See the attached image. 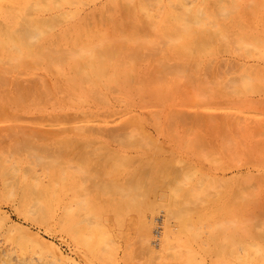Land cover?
Listing matches in <instances>:
<instances>
[{
  "label": "rangeland",
  "instance_id": "obj_1",
  "mask_svg": "<svg viewBox=\"0 0 264 264\" xmlns=\"http://www.w3.org/2000/svg\"><path fill=\"white\" fill-rule=\"evenodd\" d=\"M170 1H146L147 12L152 15L153 21H161L154 24L150 21L152 17L149 18V33L150 30H155L154 32L165 37V40L154 32L151 37L147 26L145 41L148 42L149 34L151 42L155 39L153 44L156 41L159 43L160 39L167 43L163 47L162 43H159V47L156 42L157 46L149 47L154 53L159 52V48L160 55L156 53L157 56L153 57L154 53L151 54L147 50L145 60L130 65L134 77L143 80L145 86L161 89L162 95L158 102L152 103L149 98L142 102L144 100L135 92L116 90L118 86H114V90L109 93H103L102 99L85 93H73L74 97L59 93L60 88L75 87L71 83L77 81L75 74L78 71L87 72L91 69L93 62H88L87 59L60 62L64 63L61 67L43 65L30 69V66H21L19 72L17 71L19 75L8 74L9 80L16 81L19 86L22 84L21 87L30 80L25 89L32 88L33 85H29L36 81L34 85L38 88H34L38 90V95L34 96L37 103L25 99L23 106L17 107L9 101L5 108L0 109V264H264V258H261L264 255V5L259 8L264 0H172V4ZM179 1L182 2L181 5ZM74 2L51 5L54 9L51 11L33 10L32 15L38 19L44 18V21H47L55 17L62 20L57 21L54 26L46 22L50 27L45 25V22L41 23L46 26L42 27L44 33L33 37L31 41H35L39 46L43 44L45 51H66L72 50V47L74 50H91L90 46L94 47L93 49L97 47L95 50L99 51L102 46L101 49H105L106 43L113 39L120 43L115 47V43H111L108 47H114V50L122 48L123 38H120L119 29L123 27L118 24L120 28L116 29L118 26L115 21L109 19V15L117 14L124 5H137L139 0ZM233 2L236 6L232 5ZM0 3L5 4L6 10L9 11L6 15L0 7V21L7 22L0 25L4 26V31L0 30L5 33L9 30L12 35L16 34L10 40L17 42L18 33L22 30L14 25L15 15L19 12V2L0 0ZM153 5H156L155 8ZM110 8H114L111 13ZM63 12L67 15L65 19L60 17ZM218 12L220 16L223 13L221 17H218ZM155 15L158 17L154 20ZM157 25L160 28H157ZM197 25L199 28L202 26L200 29L203 33H198L197 36V32L202 30L196 31L185 39L188 42L200 40L204 43L216 39L217 47L214 46L212 52L202 53L201 56L203 59L205 57L206 61L193 68L194 65L189 62L179 63L171 59V44L178 40L172 42L169 37L172 40L177 38L176 30L178 32L182 29V32H179L182 34L184 26H195L197 30ZM209 30L212 34L220 35L210 38L212 34ZM167 33L169 35H166ZM2 34L1 40H4L12 52L16 42L8 40L9 37ZM196 37H200L199 40ZM22 38L26 39L28 36ZM105 38L107 41L103 42ZM100 39L102 43L98 47ZM150 41L148 43L151 45ZM221 41L230 43L226 45H230L229 48L225 50V47H222L225 44ZM31 43L33 45V42ZM231 44L237 45L239 49ZM118 45L120 47H117ZM31 46L20 47L24 56L28 55L25 48L32 49ZM247 46L254 50L248 49ZM138 47L139 44L135 43L130 48ZM154 47H157V50ZM188 47L195 48L192 45ZM196 51L198 50L193 52ZM158 57L165 58L167 63L178 68L177 71L181 74L187 75L190 65L193 72L189 75L195 74L194 77L202 88L198 89V85L197 88L194 77L181 75L178 78L183 76L179 80L180 83L177 81L178 85L175 84L177 89H174L171 83V88L167 90L169 86L166 82L173 78L176 70L168 72L170 75L167 74L168 78H164L160 85L151 87L152 74L157 73L154 71L157 66L155 59ZM174 63L187 66L184 69ZM116 64L118 71L126 69V64L122 61ZM5 66V69L14 71L12 67ZM81 66L85 68L80 70ZM179 68L184 69L183 73ZM188 80H191V83ZM228 80L230 84L226 86L230 85L229 89L223 86ZM237 80L243 85H235ZM182 81L183 84L187 83L186 81L189 83L183 85ZM192 82L195 88L190 85ZM79 84L83 86L82 82ZM189 88L192 90H188ZM6 89L7 100L17 93L12 86ZM45 89L53 90L49 101L47 96L43 97L42 93H48ZM194 89H197V93ZM203 90L204 93L207 91L209 100L203 97ZM192 93L196 99L191 96ZM173 113H178L176 116L179 117L174 116V119ZM185 114L190 119L186 118ZM1 117L5 119L1 120ZM183 119H187L190 124ZM181 122H184V125ZM94 128H97L99 133ZM102 128L103 130H100ZM113 133L114 141L109 137ZM119 134L124 136L123 140L122 137L115 138L119 137ZM132 138L134 140H131ZM117 139L121 143H118ZM127 141L131 144L124 145ZM146 145L149 147L144 149ZM116 155L121 158L118 159ZM127 156L130 161L126 159L125 163L119 166L120 160ZM155 163L165 164L172 171L175 168L173 166H176L174 172H181L182 181L174 182L171 188L162 184L165 189L158 188L159 194L153 192L154 196L151 195L149 200L142 195L146 192L143 187L141 195L134 192L135 196L134 193L127 197L121 194L112 196L111 187L105 182L103 184L101 174L97 173V170L103 167L114 170V166L120 172H132L146 164L147 169L151 170ZM112 164L115 165L110 167ZM124 164L128 165L127 168ZM183 176H187L185 181ZM177 184L191 190L192 200L181 201L175 205L176 208L171 205L174 201L168 200L173 202L166 206L165 198H174ZM102 185L107 187L102 190ZM42 189L45 197L41 194ZM166 189H170L171 193ZM136 197L142 198L145 204L142 206L139 202V205ZM133 198L135 201L130 202ZM194 202L196 206L192 205ZM173 208L177 210L172 211L175 214L171 213ZM168 234L171 242L164 245L163 241ZM146 242L147 244H144Z\"/></svg>",
  "mask_w": 264,
  "mask_h": 264
},
{
  "label": "bare ground",
  "instance_id": "obj_2",
  "mask_svg": "<svg viewBox=\"0 0 264 264\" xmlns=\"http://www.w3.org/2000/svg\"><path fill=\"white\" fill-rule=\"evenodd\" d=\"M74 1H77V0H46V2H45V0H18V2H19V12L15 15V23H14V25H16L17 26V28H19V30L20 29H22V30H20L19 31V37H18V39H19V41L17 40V42H16V40H15V42H14V40H13V42L17 45H15V47L13 48V51L11 52L7 47V45L4 43V40L2 41L1 40V38H0V109H3V108H5V105H6V103L7 102H9V101H11V103L13 104V105H15V106H17V107H20L21 105H22V103H23V101L25 100V99H27V100H29V101H32V102H36L35 100V98H34V96H35V94H37L38 93V90L36 89V88H38V87H36L35 85H36V81L32 84V82H31V85H29V86H32V88L31 87H29L30 89H25L24 87H28V82L30 81H26L25 80V82H27V86L25 85H23L22 87H21V85L22 84H20V82L18 83V84H20V86L19 85H17V83H16V81L15 82H13V81H10L9 80V77H8V74H16V73H18L19 71H18V69L21 67V66H30V69L32 68V69H36L37 67H40V66H43V65H50L51 67L52 66H55V65H57V66H60L61 64H64V63H60V62H67L68 63V61H77V60H79V59H87V60H89L88 62H91L90 60H92V62H93V64H92V66H91V69H89L88 71H87V69H86V71L87 72H81V71H78L75 75L77 76V81H74L75 83H71V84H74V86L75 87H68L67 89L66 88H60L59 89V93H64V94H68L69 96H75V95H73V93H75V94H80V93H85L86 95H88V96H92V97H95V98H97V99H102V97L101 96H103L102 94L103 93H109V92H111V91H113L114 89H112V88H114V86H118V89H116V90H121V91H127V92H135L136 93V95L140 98V99H142V100H144V101H142V102H145V100H146V98H149L151 101H152V103H154V102H158L159 101V99H160V97H161V95L162 94H160V90H159V88H157L156 86H158V85H160V83L162 82V80L164 79V80H166L167 78H168V75H170L168 72H172V70L174 71V70H176V72H174L173 74V78L172 79H170L169 81H167L166 83H168V88H167V90H169L170 88H171V83H173V85H174V89L176 88L177 89V87H176V85H178V84H176L177 83V81L179 82V80L183 77H181L180 79H178L181 75H186V73L185 74H181V72L179 73L178 71H177V69L178 68H175L174 67V65L172 66V65H170L169 63H167V60L165 59V58H163V59H161L162 57H158L157 59H155V61L157 60V66H155L156 67V69H155V71H154V73L157 71V73L154 75V74H152V81H151V87L152 86H155L156 88H150V87H147V86H145L144 84H143V80H139V78L138 77H134V73H133V71H132V69H131V66L130 65H132V63L133 62H135V63H138V62H142L143 60H145V57H146V55H147V53L145 54V52L148 50V52H151V51H153V50H151L150 51V46H155L156 45V42L153 44V42H154V40L155 39H153V41L151 42L149 39H150V37H149V34H150V36H151V33H153L155 30H153V32H152V30H150L151 32L149 33V27H150V22L148 23V19L149 18H151L152 17V15L150 14L149 15V13L147 12V6H146V1L148 2V0H146L145 1V3H144V0H139V3H137V5H133L132 6V4H130L129 6H126L125 7V5H124V8H122L121 7V11L120 12H118L117 14H115V15H113V14H111V15H109V16H111V18H109V19H111L112 21H115V23L117 24V28L116 29H118V28H120L121 26L123 27L122 29H119V30H117V31H119L120 33H121V41H122V43H123V45H122V48L118 45L117 47H120V49H118V48H115V50H114V47H115V45H117V44H119L120 43V41H119V43H117L114 39V41L112 42L111 40V42L109 43L108 42V44L106 43V46H105V49H99V51H96L95 49H97V47H95V49H93V48H91V46L89 47L91 50H82V49H76V50H74L73 48L74 47H72V50H68L67 48H65V49H67L66 51H58V50H55V51H45L44 49V47H42L43 46V44H42V46H39V45H37L36 44V42L35 41H31L32 40V38L34 37H37L38 35H41L42 33H44L43 31H44V29L42 28V27H44L46 24L47 25H55V24H57L56 22L58 21V22H60V20H62V19H57V18H55V17H53L52 19L50 18V19H45V20H47V21H44V18H42V19H38V18H36V17H34V14L32 15V12H33V10H43V11H51V10H54V9H52L51 8V5H63V4H60L59 2H62V3H65V4H72ZM136 1V0H135ZM186 1H188V0H186ZM193 1H195V0H193ZM220 1H222V0H219V2ZM128 2V1H127ZM154 2V1H153ZM159 1H157V3H158ZM169 2V1H168ZM172 2V0L170 1V3ZM179 2H181V1H179ZM192 2V1H191ZM252 2H254V1H252ZM76 2H74V4H75ZM80 3V2H79ZM121 3V2H120ZM132 3V2H131ZM169 3V4H170ZM172 3H174V2H172ZM171 3V4H172ZM176 3V2H175ZM184 3V2H183ZM187 3V2H186ZM189 3H190V1H189ZM204 3V2H203ZM259 3H260V1H259ZM46 4H49V6H47ZM119 4V3H118ZM126 4V3H125ZM150 4V3H149ZM152 4V3H151ZM156 4V3H155ZM168 4V5H169ZM170 4V5H171ZM177 4H179V3H177ZM182 4V2L180 3V5ZM188 4V3H187ZM228 4V3H227ZM234 4V2L232 3V5ZM237 4H238V2H237ZM254 4V3H253ZM120 5V4H119ZM169 5V6H170ZM174 5L175 4H173L172 6H173V9L175 8L174 7ZM235 5V4H234ZM255 5V4H254ZM264 5V3H260V7L259 8H261L262 6ZM120 6H122V5H120ZM156 6V5H155ZM155 6L153 5V7L155 8ZM183 6V5H182ZM185 6V5H184ZM236 6V5H235ZM0 7L3 9V12L7 15L8 13H9V11H7L6 10V5L5 4H2V3H0ZM60 7V6H59ZM111 7V6H110ZM149 7V6H148ZM186 7V6H185ZM219 7H220V4H219ZM223 7V6H222ZM258 7V6H257ZM149 8H151V7H149ZM154 8H151V9H153L154 10ZM183 8V7H182ZM224 8V7H223ZM235 7H233V9H234ZM111 9H114V8H110V13H111ZM123 9V10H122ZM126 9V10H125ZM150 9V10H151ZM165 9H166V7H165ZM189 9V8H188ZM220 9V11L222 10V8H219ZM225 9V8H224ZM228 9V8H227ZM232 9V10H233ZM109 10V9H108ZM171 10V9H170ZM184 10V9H183ZM187 10V9H186ZM218 10V9H217ZM231 10V12H233ZM57 11V10H56ZM103 12H104V10H102ZM149 11V10H148ZM169 11V10H168ZM174 11V10H173ZM172 11V12H173ZM198 11H199V9H198ZM201 11V10H200ZM219 11V10H218ZM223 11V10H222ZM227 11V10H226ZM257 11H258V8H257ZM256 11V12H257ZM59 12V11H58ZM147 12V13H146ZM160 12H161V10H160ZM165 12H166V10H165ZM105 13V12H104ZM234 13V12H233ZM145 14L147 15V17H145ZM217 14V13H216ZM220 13L218 12V17L220 16L219 15ZM223 14V13H222ZM222 14H221V16H222ZM229 14H230V12H229ZM58 15V14H57ZM113 15V16H112ZM149 15V16H148ZM172 15V14H171ZM174 15H175V13H174ZM178 15H180V14H178ZM249 15V14H248ZM66 12H63L62 14H61V18H63V19H65L66 18ZM69 16V15H68ZM156 16V18H154V20L155 19H157V15H155ZM176 16V15H175ZM186 16H187V13H186ZM200 16V15H199ZM215 16H217V15H215ZM220 16V17H221ZM79 17V16H78ZM105 17V16H104ZM171 17V16H170ZM162 18V17H161ZM201 18V17H200ZM225 18V17H224ZM84 19V18H83ZM107 19V18H106ZM147 19V20H146ZM152 20H150V21H153V17L151 18ZM160 19V18H159ZM191 19V18H190ZM189 19V20H190ZM215 19V18H214ZM213 19V20H214ZM87 20H90V19H87ZM87 20H85V21H87ZM161 20H163V18L161 19ZM194 20V19H193ZM3 21H6V20H3ZM3 21H0V25H2V23H4V24H6L7 22H3ZM79 21V20H78ZM110 21V20H109ZM164 21V20H163ZM177 21V20H176ZM191 21V20H190ZM44 22H45V25H42L41 23H43L44 24ZM46 22H48V23H46ZM91 22V21H90ZM90 22H89V24H90ZM105 22V21H104ZM154 22V24H158V23H161V21L159 20V21H157L156 20V22L155 21H153ZM82 23V22H81ZM86 23V22H85ZM148 23V24H147ZM178 23V22H177ZM40 24H41V27H40ZM120 25V27H119V25ZM147 24V25H146ZM195 24V23H194ZM198 24V23H197ZM50 25H49V27H50ZM87 25V24H86ZM163 25H165V24H163ZM168 25V24H167ZM166 25V26H167ZM199 25V24H198ZM198 25H197V28L198 29H200L199 27H198ZM52 26V27H53ZM148 26V27H147ZM196 26V25H195ZM182 27V28H184L185 30H184V32L182 33V34H180L182 31V29H179L178 30V32H177V27H176V35H177V33H178V35L180 34V37L177 35V38L175 37H173L174 39L172 40V38L171 37H169L170 38V41H175V39H177L178 41H176V42H174L173 44H171L173 47H172V53H173V55H172V57H171V59H173V60H176L177 62H179V63H184V62H189L190 64H192V65H194V67L193 68H195V66H199V65H201V64H203L204 63V61H206V59H205V57H204V59H203V57L201 56V54L202 53H206V52H212L213 51V48H214V46L215 47H217L216 45V43H217V40L215 41L214 39H210V38H212L213 37V35H215V36H217L218 37V35H220V34H218V35H216V33L215 34H212L213 32L211 31V30H209V31H211V33L210 34H212V35H210V40H214L215 41V44H214V41L212 42V41H210V42H208L207 41V43H204V42H200V40L198 39V38H200V37H196V39L197 40H199V41H193V42H188L185 38L188 36V35H190V34H192L193 35V33L195 32L196 33V31H201L202 29H200V30H196L195 28L196 27ZM71 27V26H70ZM146 27H147V30H148V37H147V39H148V42L150 41L151 42V45H150V43H148L147 41H145V35H146V32H147V30H146ZM157 28H160V26L159 25H157L156 26ZM4 29V26H0V29ZM41 28V29H40ZM45 28H46V26H45ZM55 28H56V26H55ZM82 28V27H81ZM152 28V27H151ZM150 28V29H151ZM168 28V27H167ZM178 28H179V26H178ZM2 29V30H3ZM93 29V28H92ZM91 29V30H92ZM48 30H50V29H48ZM85 30H87V29H85ZM4 31V30H3ZM52 31V30H51ZM95 31V30H94ZM10 31L8 30L6 33L5 32H1V30H0V35H1V33H3L2 35L3 36H5V35H7L8 37H9V39L8 40H10L11 38H13L15 35H12L11 34V32L9 33ZM17 32V31H16ZM15 32V33H16ZM167 32V31H166ZM165 32V33H166ZM169 32H170V30H169ZM180 32V33H179ZM207 32H208V30H207ZM46 33H48V31L46 32ZM69 33V32H68ZM89 34H90V32H88ZM88 33H87V35H88ZM98 33V32H97ZM154 33H156V32H154ZM159 33V32H158ZM172 33H174V32H172ZM185 33V34H184ZM198 33H203V30H202V32H197V34ZM205 33V32H204ZM69 34H71V33H69ZM83 34V33H82ZM102 34V33H101ZM105 34V33H104ZM160 34H162V32H160ZM184 34V35H183ZM196 34V35H197ZM59 35H60V33H59ZM75 35V34H74ZM78 35V34H77ZM76 35V36H77ZM107 35V34H106ZM111 35V34H110ZM115 35V34H114ZM155 35H157V33L155 34ZM159 35V34H158ZM157 35V36H158ZM166 35H169L168 33L166 34ZM172 35H175V34H172ZM24 36H28V38H22V37H24ZM82 36V35H81ZM84 36H85V34H84ZM88 36H90V35H88ZM93 36V35H92ZM101 36V35H100ZM99 35H98V37H100ZM160 36V35H159ZM197 36H199V34L197 35ZM205 36V35H204ZM1 37V36H0ZM70 37V36H69ZM68 37V38H69ZM97 37V39H99ZM101 37H103V36H101ZM109 37V36H108ZM117 37H118V35H117ZM152 37V36H151ZM190 37H191V35H190ZM223 37V36H222ZM227 38L229 37V36H226ZM16 39H17V36L15 37ZM58 38H59V36H58ZM81 38H84V37H81ZM106 38H107V36H106ZM105 38V40H103V42H106L107 41V39ZM158 38V37H157ZM159 38H164V40H165V37H162V35L159 37ZM74 39V38H73ZM95 39V38H94ZM93 39V40H94ZM167 39V38H166ZM12 40H10V41H12ZM28 40V41H27ZM39 40V39H38ZM37 40V41H38ZM72 40V39H71ZM71 40H70V43H72L71 42ZM84 40V39H83ZM109 40V39H108ZM118 40H120V39H118ZM222 40V39H221ZM224 40V39H223ZM232 40V39H231ZM230 40V41H231ZM75 41V40H74ZM100 41H101V39H100ZM100 41H98V42H100ZM163 41V40H162ZM161 41V39H160V41H159V43L162 45V47L163 46H165V43H167V42H165V43H163ZM206 41V40H205ZM219 41H220V37H219ZM225 41V40H224ZM224 41H221L222 42V44H225V43H223ZM227 41H228V39H227ZM229 41V42H230ZM256 41V40H255ZM18 42H20L22 45H20ZM27 42H30V44H27ZM31 42H33V45H32V43ZM53 42H55V41H53ZM58 42V41H57ZM81 42V41H80ZM95 42V41H94ZM169 42V41H168ZM237 42V41H236ZM235 42V43H236ZM10 43V42H9ZM61 43V42H60ZM90 43V42H89ZM97 43V42H96ZM101 43H102V41L99 43V45H98V47L101 45ZM111 43L112 44H114L113 46H111V47H113V49L112 48H109L108 47V45L110 46L111 45ZM135 43H138L139 44V47L138 48H130V47H132V44H135ZM159 43L157 42V44L159 45ZM233 43V42H232ZM242 43V42H241ZM247 44L248 42H244V44ZM13 44V43H12ZM63 44V43H62ZM227 44H230V43H228L227 42ZM227 44H225V46H222L221 45V43H220V45L222 46V47H225V50L227 49V47L229 48V46L230 45H228L227 47H226V45ZM14 45V44H13ZM32 45V46H31ZM51 45V44H50ZM93 45V44H92ZM96 45V44H95ZM194 46L195 48H192V47H188V46ZM232 45V47H235L236 46V48L237 49H239V47H237V45H235L234 46V44H231ZM252 45H253V43H252ZM26 46H31V47H33L32 49H26L25 48V51H26V53L28 54L27 56H24L23 55V51L21 50V48L20 47H26ZM47 46V45H46ZM60 46V45H59ZM62 46V45H61ZM89 46V45H88ZM157 46V45H156ZM254 46H255V44H254ZM159 47H160V45H159ZM242 47H244V46H242ZM248 47V46H247ZM250 47V46H249ZM248 47V49H251V48H249ZM47 48V47H46ZM51 48V47H50ZM83 48V47H82ZM149 48V49H148ZM63 49V48H62ZM118 49V50H117ZM152 49V48H151ZM154 49L155 50H157V47L155 48L154 47ZM246 49V48H245ZM46 50H48V49H46ZM94 50V51H93ZM195 50H198V51H196L195 53L193 52V51H195ZM215 50V49H214ZM247 50V49H246ZM251 50H254V49H251ZM157 51H159L160 52V50H159V48H158V50ZM162 51V50H161ZM221 51H222V48H221ZM259 51V50H258ZM257 51V52H258ZM155 52V51H154ZM154 52H151V54H153ZM159 52H156L157 54H159L160 55V53ZM240 52V51H239ZM260 52V51H259ZM156 53H154V55H153V57H155V56H157V54ZM162 53V52H161ZM194 53V54H193ZM247 53V52H246ZM149 54V53H148ZM150 55V54H149ZM158 55V56H159ZM168 55V54H167ZM250 56V55H249ZM153 59V58H152ZM210 59V58H209ZM154 60V59H153ZM153 60H152V62H153ZM123 62V63H125L126 64V69L124 70V71H118V69H117V64L116 63H118V62ZM166 61V62H165ZM169 61H171V60H169ZM168 61V62H169ZM81 63V62H80ZM211 63V62H210ZM86 64V63H85ZM175 65H177L176 63H174ZM223 65H224V63H222ZM5 65H7V66H10V67H12L13 69H14V71L13 70H11V69H5ZM82 65H83V63H82ZM143 65V64H142ZM181 65V66H180ZM180 65H177V67H181L182 68V66H183V68L184 67H186L187 65H182V64H180ZM210 65V64H209ZM222 65V66H223ZM64 66V65H63ZM74 66V65H73ZM86 66H87V64H86ZM124 66V65H123ZM190 66V65H189ZM188 66V70L190 69V72H193V71H191L192 70V67L190 68ZM61 67V66H60ZM83 66H81V68H80V70H82V69H84V68H82ZM212 67V66H211ZM224 67V66H223ZM29 68V67H28ZM63 68V67H62ZM133 68H135V66L133 67ZM136 68H137V66H136ZM173 68H175V69H173ZM181 68H179V70L181 69ZM49 69H50V67H49ZM68 69H70V68H68ZM75 69V68H74ZM185 69V68H184ZM184 69L183 70H180V71H182V73H183V71H184ZM210 69V68H209ZM208 69V70H209ZM228 70H229V65H228V68H227ZM16 70V71H15ZM51 70V69H50ZM64 70V69H63ZM227 70V71H228ZM18 71V72H17ZM22 71V70H21ZM20 71V72H21ZM76 71V70H75ZM136 71H137V69H136ZM215 71V70H214ZM219 71V70H218ZM232 71V70H231ZM22 72H24V70L22 71ZM53 72V71H52ZM58 72V71H57ZM190 72H188V74L186 75L187 76V78L189 77V76H192V77H194V75L195 74H193V75H189L190 74ZM58 73H61V72H58ZM64 73V72H63ZM62 73V74H63ZM179 73V74H178ZM222 73V72H221ZM228 73V72H227ZM229 73H230V71H229ZM65 74V73H64ZM138 74V73H137ZM163 74H168L167 76L165 75H163ZM192 74V73H191ZM18 75H19V73H18ZM61 75V74H60ZM218 75V74H217ZM2 76V77H1ZM3 76H6V77H4V78H6V79H4L3 78ZM75 76V77H76ZM138 76H139V74H138ZM154 76V77H153ZM172 76V75H171ZM244 76V75H243ZM145 78V77H144ZM186 78V77H185ZM191 78V77H190ZM189 78V79H190ZM194 80L193 81H195L196 80V78L194 77L193 78ZM17 80V79H16ZM37 80V79H36ZM64 80V79H63ZM163 80V81H164ZM205 80V79H204ZM231 80V79H230ZM238 80H239V78H238ZM237 80V84L235 83V85H240V86H242L241 85V83L239 82ZM255 80H258V79H256L255 78ZM46 81V80H45ZM184 81V80H183ZM183 81H182V84H183ZM189 81V80H188ZM188 81H186L187 83H191V80L188 82ZM198 80H196V86L198 85V84H200V83H198L197 82ZM232 81V80H231ZM250 81V80H249ZM261 81V80H260ZM264 81V80H263ZM65 82V81H64ZM80 82H82L83 83V86L82 85H80L79 83ZM207 82V81H206ZM232 82H234V81H232ZM236 82V81H235ZM252 82H254V80H252ZM262 82V81H261ZM145 83H146V85H147V81H145ZM180 83V82H179ZM185 83V82H184ZM187 83H185V84H187ZM218 83V82H217ZM220 83V82H219ZM218 83V84H219ZM228 83H229V80H228V82L224 85L223 84V86H225V88H231L230 87V85H229V87L228 86H226V85H228ZM258 83V82H257ZM35 84V85H34ZM38 84V83H37ZM176 84V85H175ZM185 84H183V85H185ZM217 84V85H218ZM230 84V83H229ZM245 84V83H244ZM39 85V84H38ZM62 85V84H61ZM190 85H192L194 88L196 87V86H194L193 85V82H192V84H190ZM202 85H204V82L202 83ZM234 85V84H233ZM10 86H12V88H15V90L17 91V93L15 94V96H13L12 98L10 97L9 98V100H7V96H6V90H8V89H6L7 87H10ZM77 86H79L80 88H77ZM180 86V85H179ZM188 86V85H187ZM198 86H200V85H198ZM198 86H197V88H198ZM208 86V85H207ZM206 86V87H207ZM211 86V85H210ZM220 86H221V84H220ZM231 86H232V84H231ZM246 86V85H245ZM259 86V85H258ZM34 87H36V88H34ZM67 87V86H66ZM161 87V86H160ZM47 88V87H46ZM52 88V87H51ZM190 88H192L191 86H190ZM188 89V90H192V89ZM202 87L200 86L198 89H201ZM248 88V87H247ZM42 89V88H41ZM48 89V88H47ZM47 89H45V90H47ZM223 89H224V87H223ZM44 90V91H45ZM163 90H164V88H163ZM163 90H162V92H163ZM195 90V92L197 93V89H194ZM193 90V91H194ZM225 90V89H224ZM231 90V89H230ZM249 90V89H248ZM153 91H156V92H153ZM201 91V90H200ZM204 91L205 90H203L201 93L202 94H204V98L205 99H208L207 97V91L204 93ZM229 91V90H228ZM227 91V92H228ZM238 92H240L239 90H237ZM42 92H43V90H42ZM49 94H48V93ZM165 92V91H164ZM192 92V91H191ZM46 93H47V95H45L44 93H42L43 95V97H46V99H47V101H49V99L50 98H52V93H53V90H47L46 91ZM58 93V92H57ZM189 93H190V91H189ZM38 95V94H37ZM85 95V96H86ZM195 96L193 93L191 94V96ZM107 96V95H106ZM164 96V95H163ZM184 96V95H183ZM192 96V97H193ZM206 96V97H205ZM38 97H40V95L38 96ZM68 97V96H67ZM199 97H200V94H199ZM199 97H197V98H199ZM202 97V99L204 100V98ZM71 98V97H70ZM69 98V99H70ZM77 98V97H76ZM75 98V99H76ZM84 98V97H83ZM193 98H195V97H193ZM193 98H191V100L193 101L194 99ZM43 99V98H42ZM89 99V98H88ZM196 99V98H195ZM105 100V99H104ZM209 100V99H208ZM45 100L43 99V102H44ZM26 102V101H25ZM67 102V101H66ZM101 102H102V100H101ZM37 103V102H36ZM103 103V102H102ZM191 103V102H190ZM46 104V103H45ZM192 104V103H191ZM190 104V105H191ZM207 104V103H206ZM193 105V104H192ZM191 105V106H192ZM23 106V105H22ZM176 113V112H175ZM179 114H181V113H179ZM173 115V118L175 119V117L174 116H176V115H178V113L177 114H172ZM182 115V114H181ZM186 115V114H185ZM187 115H188V113H187ZM186 115V118H189V116H187ZM79 116V115H78ZM79 117H81V116H79ZM93 117V116H92ZM91 117V118H92ZM108 117V116H107ZM171 117V116H170ZM176 117H179V116H176ZM2 118L3 117H1V120H2ZM14 118V117H13ZM21 118V117H20ZM65 118V117H64ZM173 118H171V120L173 119ZM183 118H185V117H183ZM5 119V117L3 118V120ZM66 119V118H65ZM71 119V118H70ZM178 119V118H177ZM190 119V118H189ZM188 119V120H189ZM17 120H18V117H17ZM52 120V119H51ZM63 120V119H62ZM61 120V121H62ZM132 120V119H131ZM179 120H180V118H179ZM184 121H186L185 119H183ZM41 121V120H40ZM64 121V120H63ZM62 121V122H63ZM75 121V120H74ZM182 121V120H181ZM71 122V121H70ZM197 122H199V120H197ZM183 125H184V122H181ZM186 123L187 124H190V123H188V121H186ZM80 127V126H79ZM73 128V127H72ZM113 128V127H112ZM120 128V127H119ZM81 129V128H80ZM89 128H87L86 130H88ZM91 129V128H90ZM93 129V128H92ZM96 129V130H95ZM114 129V128H113ZM112 129V130H113ZM82 130V129H81ZM85 130V131H86ZM94 130L95 131H97L98 133H99V131H98V129L97 128H94ZM100 130H103V128L102 129H100ZM108 130V129H107ZM106 130V131H107ZM110 130V129H109ZM52 131H54V130H52ZM67 131H69V129L67 130ZM76 131V130H75ZM89 131V130H88ZM114 131V130H113ZM116 131V130H115ZM134 131V130H133ZM81 132V131H80ZM84 132V131H83ZM91 132V131H90ZM102 132V131H101ZM21 133V132H20ZM52 134V133H51ZM33 135V134H32ZM112 135H114V133L113 134H110L109 135V137H111V139L113 140V136ZM120 136L119 137H115V138H120V137H122V140H123V138H124V136L123 135H121V134H119ZM143 137V136H142ZM114 138V139H115ZM125 138H126V136H125ZM136 138H138V137H136ZM125 140V139H124ZM131 140H134L133 138L131 139ZM114 141V140H113ZM117 142L118 143H121L120 142V140H118L117 139ZM149 143V142H148ZM154 143V142H153ZM124 145H130L129 144V142L127 141V144H125V143H123ZM150 144V143H149ZM15 145V144H14ZM87 145V144H86ZM16 146V145H15ZM79 146V145H78ZM80 146H82V145H80ZM147 146L149 147V145H146V147H143L144 149H146L147 148ZM196 146H198V144H196ZM14 147V146H13ZM18 147V146H17ZM20 147V146H19ZM150 147H151V145H150ZM199 147V146H198ZM197 147V148H198ZM61 148H63V147H61ZM123 149V148H122ZM121 149V150H122ZM148 149H151V148H148ZM125 151V150H124ZM65 152V151H64ZM63 152V153H64ZM58 153H60V152H58ZM122 153V152H121ZM118 155V154H117ZM115 156V157H118V156ZM143 155V154H142ZM199 155V154H198ZM124 156V155H123ZM157 156V155H156ZM120 157V156H119ZM118 157V159H120ZM160 157V156H159ZM201 157V156H200ZM128 160V159H130V158H128V156H127V158H125V159H122V160H120V162L121 163H119V166H120V164H123V163H125V160ZM59 160V159H58ZM112 160V159H111ZM111 160H109L110 162L108 163V165H110V163H111ZM117 162H119L118 160H117V158L115 159ZM139 160V159H138ZM56 161V160H55ZM114 161V160H113ZM128 161H130V160H128ZM62 162V161H61ZM108 162V161H107ZM116 162V163H117ZM136 161L134 160L133 161V163H135ZM158 162V161H157ZM51 163V162H50ZM64 163V162H63ZM128 163V162H127ZM56 164V163H55ZM54 164V165H55ZM62 164V163H61ZM118 164V163H117ZM153 164V163H152ZM101 165V164H100ZM107 164H106V166H108ZM113 165H115V164H112L110 167H113ZM126 167L125 168H127V166L128 165H126V164H124ZM148 165H151V164H149L148 163ZM53 166V165H52ZM99 166V165H98ZM173 166V165H172ZM101 167H102V165H101ZM122 167V166H121ZM124 167V166H123ZM177 168L176 166H173V168ZM172 168V169H173ZM174 168V169H175ZM108 168L107 167H103V169L101 168L100 170L98 169L97 170V173L98 174H101V179H102V181H103V184H104V182L106 183V184H108V186L109 187H111V193H112V196H116V195H119V194H121L123 197H127V196H129V194L130 193H136V194H138V193H140V195L142 194L141 193V188L142 189H144L146 192L144 193V194H142V195H144L143 197L144 198H146V199H148L149 200V198H151L152 196H154L153 195V192L156 194V195H158L159 194V191H158V188H160V189H165L164 187H163V185H167L168 187H166V188H171V186L173 185V183L174 182H176V183H178L179 181L181 182L182 180H180L181 179V172H180V174H177V172L175 173L174 172V169H173V171L170 169V167H168V166H166L165 164H161V163H155L154 164V166H152L151 167V170H148L147 169V164L146 165H141V166H139V167H137V168H135L134 169V171H132V172H126V171H119V170H117V168H116V166H114V170H107ZM112 169V168H111ZM130 169V168H129ZM150 169V168H149ZM124 170V169H123ZM15 171V170H14ZM93 171V170H92ZM16 172V171H15ZM166 173V174H165ZM13 174V173H12ZM97 174V175H98ZM161 174H163L162 176H161ZM165 174V175H164ZM185 174V173H184ZM183 174V175H184ZM201 175V174H200ZM191 176V175H190ZM192 176H193V174H192ZM197 176V175H196ZM85 178V177H84ZM90 178V177H89ZM88 178V179H89ZM193 178V177H192ZM199 178H200V176H199ZM91 179V178H90ZM182 179L185 181L186 179H187V176H183L182 177ZM189 180H190V178H189ZM203 180H205L206 181V178H204ZM188 182V181H187ZM199 182V185H200V182H201V180L200 181H198ZM204 182V181H203ZM102 184V183H101ZM163 184V185H162ZM186 184V183H185ZM7 185V184H6ZM179 184H177V190L176 191H174V198L173 199H170V198H165V202H166V206L168 205H170L173 201V203L171 204V205H178L181 201H187V200H190L191 199V196H192V194H191V190L190 189H186V188H182V187H179V186H181V185H179ZM183 185V184H182ZM188 185V184H187ZM101 188H102V190H103V188L105 187L104 185H102V186H100ZM107 187V186H106ZM105 187V188H106ZM176 187V186H175ZM174 187V188H175ZM174 188H172V189H174ZM178 188H180V189H178ZM252 186H251V190H252ZM140 189V190H139ZM159 189V190H160ZM171 189V190H172ZM193 189H195V185H194V188ZM248 189H250V188H248ZM138 190H139V192H138ZM166 190H168V189H166ZM170 190V189H169ZM168 190V191H169ZM254 190H256V189H254ZM100 191V190H99ZM173 191V190H172ZM195 191V190H194ZM143 192V191H142ZM162 192V191H161ZM192 192H193V190H192ZM135 193H134V196H135ZM169 193H171V191H169ZM44 197H45V193H44V191H43V189H42V193H41ZM193 194H194V192H193ZM244 194V193H243ZM105 195V194H104ZM152 195V196H151ZM133 196V197H134ZM138 196V195H137ZM196 196V195H195ZM193 197H194V195H193ZM204 197V196H203ZM132 198V197H131ZM205 198V197H204ZM207 198H208V196H207ZM124 199H126V198H124ZM136 199H137V197H136ZM197 199V198H196ZM44 200V199H43ZM131 200H134L135 201V199L133 198V199H130V202H131ZM142 200V201H141ZM168 200H173V201H171V203H170V201H168ZM192 200V199H191ZM200 200V199H199ZM137 201H138V204L140 205V203H142V206L145 204L144 202V200L141 198V199H137ZM147 201V200H146ZM36 202H37V200H36ZM140 202V203H139ZM127 203H128V201H127ZM134 203V202H133ZM149 203V202H148ZM154 203V202H153ZM198 203H200V202H198ZM135 204H137L136 202H135ZM137 204V205H138ZM146 204H147V202H146ZM193 206L195 205V202H194V204H192ZM196 206V205H195ZM133 207H135V206H133ZM177 206H175V208H176ZM149 208V207H148ZM150 209V208H149ZM181 209H183L182 207H181ZM185 209V208H184ZM183 209V210H184ZM179 210V209H178ZM170 211V210H169ZM172 211H177V210H174V208H173V210H171V213H173ZM181 211V210H180ZM173 214H175V213H173ZM178 214V213H177ZM182 214V213H181ZM169 216V215H168ZM178 216V215H177ZM179 218V217H178ZM182 219V218H181ZM179 220V219H178ZM184 220V219H183ZM190 220L191 219H189V223H190ZM187 221V220H186ZM186 221H184V222H186ZM188 223V224H189ZM191 223H192V221H191ZM186 224H187V222H186ZM186 224H184V225H186ZM193 225V224H192ZM172 233H175L174 231H172ZM177 236V235H176ZM178 237V236H177ZM164 242V245H167V244H169L170 242H171V237H170V234H168L167 236H166V239L163 241ZM144 244H147V242L146 243H144ZM147 246V245H146ZM140 247V245L138 246V248ZM177 247V246H176ZM149 249V248H148ZM148 249H147V251H148ZM173 250V249H172ZM262 251V250H261ZM149 252V251H148ZM223 252V251H222ZM226 253H228V252H226ZM255 253H257V252H255ZM254 253V254H255ZM258 253H259V251H258ZM217 254V253H216ZM252 254V253H251ZM264 254V253H263ZM144 255V254H143ZM259 255H260V253H259ZM139 256V255H138ZM168 256H170V254L168 253ZM229 256V255H228ZM264 255H262V257L261 258H264L263 257ZM140 257V256H139ZM138 257V258H139ZM219 257V256H218ZM158 258V257H157ZM253 258V257H252ZM261 261V260H260ZM213 262V261H212ZM215 262V261H214ZM222 264V263H221Z\"/></svg>",
  "mask_w": 264,
  "mask_h": 264
}]
</instances>
